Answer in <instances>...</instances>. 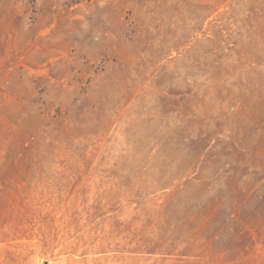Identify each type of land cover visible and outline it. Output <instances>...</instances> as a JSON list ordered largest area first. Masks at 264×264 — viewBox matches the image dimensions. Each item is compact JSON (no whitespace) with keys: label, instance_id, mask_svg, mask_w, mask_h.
<instances>
[{"label":"rangeland","instance_id":"1","mask_svg":"<svg viewBox=\"0 0 264 264\" xmlns=\"http://www.w3.org/2000/svg\"><path fill=\"white\" fill-rule=\"evenodd\" d=\"M0 264H264V0H0Z\"/></svg>","mask_w":264,"mask_h":264}]
</instances>
